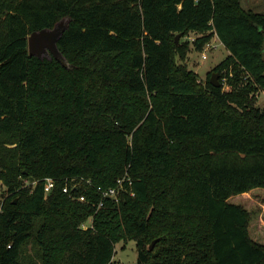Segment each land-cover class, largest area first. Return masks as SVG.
<instances>
[{
  "label": "trees",
  "instance_id": "16d2710c",
  "mask_svg": "<svg viewBox=\"0 0 264 264\" xmlns=\"http://www.w3.org/2000/svg\"><path fill=\"white\" fill-rule=\"evenodd\" d=\"M62 20L65 65L30 56ZM215 36L203 83L180 62ZM259 92L264 12L242 0H0V264H112L129 241L136 264H264Z\"/></svg>",
  "mask_w": 264,
  "mask_h": 264
},
{
  "label": "rangeland",
  "instance_id": "374dc122",
  "mask_svg": "<svg viewBox=\"0 0 264 264\" xmlns=\"http://www.w3.org/2000/svg\"><path fill=\"white\" fill-rule=\"evenodd\" d=\"M242 5L246 9H252L256 12H264V0H242ZM178 36V35H177ZM196 36L194 34L190 36H185L182 38V41L189 40L193 43V39ZM180 38L177 40L179 42ZM190 45L189 53L184 60H181V64L185 65L186 68L197 75V77L205 83L208 79L209 74L218 66L223 60L229 56V51L219 42L214 39L211 40L209 44H207L203 51H198L194 45ZM203 52L206 53L207 59L202 58ZM220 80V79H219ZM221 83V82H220ZM224 89H228L227 86H224ZM257 105L260 107H264V93H257ZM31 179H25L24 184L29 186L33 184ZM0 186L2 187V197L0 198V210L2 205L4 204L7 194H5L6 188L3 186V182L0 181ZM264 219V217H263ZM261 220V218H260ZM91 223V219L89 220ZM84 227H89L88 224L84 225ZM137 263V248L136 243L134 241H129L128 243H120L116 246V254L114 256V260L112 264H136Z\"/></svg>",
  "mask_w": 264,
  "mask_h": 264
},
{
  "label": "water",
  "instance_id": "95a60500",
  "mask_svg": "<svg viewBox=\"0 0 264 264\" xmlns=\"http://www.w3.org/2000/svg\"><path fill=\"white\" fill-rule=\"evenodd\" d=\"M67 29V23L62 20L52 29H42L40 31H35L28 37V51L30 56H36L39 58L48 57L53 55L55 59L63 62L62 54L58 48V41ZM180 38V35L176 37V40ZM220 74L214 72L210 78V82L215 87H221ZM155 240L150 245V250L153 249Z\"/></svg>",
  "mask_w": 264,
  "mask_h": 264
},
{
  "label": "built area",
  "instance_id": "2783aa9c",
  "mask_svg": "<svg viewBox=\"0 0 264 264\" xmlns=\"http://www.w3.org/2000/svg\"><path fill=\"white\" fill-rule=\"evenodd\" d=\"M193 40H195V39H193ZM202 58L204 60L207 59V55H206L205 52H203ZM230 76L232 77V74H230ZM226 82H227V78H223V84H224V86H227ZM118 183H119L120 186L122 185V181L121 180L118 181ZM54 185H55V181L53 179H51V178L46 179V181H45V188H44L45 193H49L54 188ZM98 190L101 191V189H98ZM63 191L65 193H70V189H69L68 185L65 186V188L63 189ZM101 193H102V195L104 197L114 198V197L117 196L118 189L117 188H113V189H110L108 191H101ZM80 200L84 201V197H81ZM84 228L86 229V227H84Z\"/></svg>",
  "mask_w": 264,
  "mask_h": 264
},
{
  "label": "crops",
  "instance_id": "0c3cea01",
  "mask_svg": "<svg viewBox=\"0 0 264 264\" xmlns=\"http://www.w3.org/2000/svg\"><path fill=\"white\" fill-rule=\"evenodd\" d=\"M213 39H214L215 41L221 43L217 36H215ZM229 53H230V52H229Z\"/></svg>",
  "mask_w": 264,
  "mask_h": 264
}]
</instances>
